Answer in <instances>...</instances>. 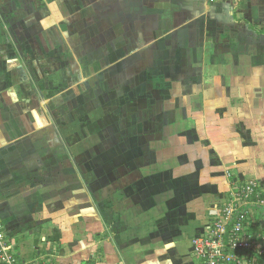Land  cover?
<instances>
[{
  "label": "crops",
  "instance_id": "0c3cea01",
  "mask_svg": "<svg viewBox=\"0 0 264 264\" xmlns=\"http://www.w3.org/2000/svg\"><path fill=\"white\" fill-rule=\"evenodd\" d=\"M24 1L0 0V220L13 250L22 262L46 264H195L192 238L228 188L227 172L252 175L264 190V0H98L97 20L104 9L111 15V63L130 67V50L171 48L169 58L204 66L201 81L211 83L197 100L208 149L192 152L187 137L179 150L154 155L165 168L127 170L95 196L94 217L71 174L56 169L61 154L46 105L24 87ZM55 212L58 224L49 219Z\"/></svg>",
  "mask_w": 264,
  "mask_h": 264
},
{
  "label": "rangeland",
  "instance_id": "374dc122",
  "mask_svg": "<svg viewBox=\"0 0 264 264\" xmlns=\"http://www.w3.org/2000/svg\"><path fill=\"white\" fill-rule=\"evenodd\" d=\"M24 9L31 14L24 18L19 57L28 78L24 87L46 105L44 114L54 125L49 135L61 154L56 169L71 174L89 217L96 213L95 196L110 191L127 170L165 168L154 155L179 150L187 137L192 152L208 149L207 112L197 103L211 83L201 81L208 74L204 66L169 58L176 53L171 48L130 50V67L111 63V15L104 9V20H97L98 0H25ZM99 56L104 65L95 64ZM53 214L49 219L56 224L63 220L57 218L61 212Z\"/></svg>",
  "mask_w": 264,
  "mask_h": 264
},
{
  "label": "built area",
  "instance_id": "2783aa9c",
  "mask_svg": "<svg viewBox=\"0 0 264 264\" xmlns=\"http://www.w3.org/2000/svg\"><path fill=\"white\" fill-rule=\"evenodd\" d=\"M211 6L231 0H200ZM228 188L217 197L204 230L192 238L195 264H264V190L256 178L227 172ZM0 264L22 262L0 220Z\"/></svg>",
  "mask_w": 264,
  "mask_h": 264
},
{
  "label": "trees",
  "instance_id": "16d2710c",
  "mask_svg": "<svg viewBox=\"0 0 264 264\" xmlns=\"http://www.w3.org/2000/svg\"><path fill=\"white\" fill-rule=\"evenodd\" d=\"M100 252H101V250L99 249L97 253H98V254H100ZM89 262L91 263V262H92V260H89Z\"/></svg>",
  "mask_w": 264,
  "mask_h": 264
}]
</instances>
